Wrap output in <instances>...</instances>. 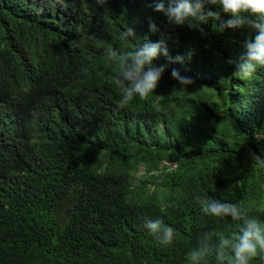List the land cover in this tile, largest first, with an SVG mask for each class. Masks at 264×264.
<instances>
[{
  "label": "trees",
  "instance_id": "1",
  "mask_svg": "<svg viewBox=\"0 0 264 264\" xmlns=\"http://www.w3.org/2000/svg\"><path fill=\"white\" fill-rule=\"evenodd\" d=\"M124 1L0 0V94L7 99L0 108L12 111L0 113V180L3 168L11 177L0 181V264H42L47 249L69 264H157L165 251L149 239L145 221L162 219L164 201L188 203L198 194L247 209L264 225V167L252 159L264 158V68L247 80L234 73L256 29L221 31L231 17L215 6L206 7L218 20L189 26L155 12L159 0ZM149 19L159 33L149 31ZM127 27L136 38L120 40ZM160 33L169 56L182 62L156 58L166 68L154 94L120 107L119 66L96 41L126 54L158 42ZM71 50L104 65L109 90L101 105L90 98L84 106L89 81L61 70ZM172 69L195 82L181 85ZM77 99L83 115L58 122ZM14 115L22 126L17 149L4 133ZM32 116L53 128L36 134ZM213 224V244L241 227L231 218ZM202 264H217L215 248Z\"/></svg>",
  "mask_w": 264,
  "mask_h": 264
},
{
  "label": "clouds",
  "instance_id": "2",
  "mask_svg": "<svg viewBox=\"0 0 264 264\" xmlns=\"http://www.w3.org/2000/svg\"><path fill=\"white\" fill-rule=\"evenodd\" d=\"M137 1L125 0L124 2L134 5ZM97 2L104 3L105 0H97ZM206 6L218 7L231 17L219 26L221 31L226 28L256 29L257 35L254 40L246 38L243 41L244 52L234 62L236 69L234 73L241 79H250L258 67L264 68V0H167V7H165L164 0H159L155 3L153 10L163 13L171 23L184 25L188 22L189 26H193V21L206 23L210 18L219 19L220 13ZM253 16L259 17V21L253 20ZM149 31L153 34L160 32L156 23L151 19H149ZM133 38L136 37L132 28L127 27L119 34L120 40ZM85 44L87 42L81 36L78 46L82 47ZM96 47L103 48L107 58L115 61L119 66L114 83L121 91L120 107L131 106L128 105L130 102L132 105L134 103L140 105V99L154 94L166 68V65L156 66L153 63L156 58L163 55L169 59L170 63L183 60L182 57L169 56L163 33H160L158 42L136 46L134 51L126 54H119L112 45L105 46L102 40L96 41ZM60 65H62L61 70L76 75L82 82L89 81L87 97L83 100L84 106H88L90 98H97V105L103 103V98L107 96L109 90L108 75L103 64L86 61L71 50L70 55L63 56ZM171 77L183 86L195 82L192 78L182 76L177 69H172ZM6 100L0 94V104L5 103ZM9 112L12 111L0 108V113ZM83 113L82 100H73L60 113L58 122L73 121V117L81 116ZM7 119L5 140L10 147L17 149L18 139L22 132L20 119L17 115ZM32 121L36 134L44 127L45 132L53 128L52 124L46 126L48 120L42 121L32 116ZM252 159L264 167V158L253 156ZM99 170L107 172L102 168ZM2 174L0 181L11 179L6 173V168L2 169ZM24 189L31 190L33 187L27 186ZM159 213L163 220L153 218L146 220L144 224L150 234L149 239L155 237L165 251L157 264H202L213 248H215L217 264H250V261L257 257L264 261V225L257 218L250 216L247 209L215 199L209 193L208 196L198 194L192 202L188 203L169 199L160 205ZM213 218H219V220L231 218L232 221L240 222L239 234L231 239L221 238L213 244L212 240L216 231ZM45 251L46 253L41 258L42 264H69L64 258L56 261L54 257H50L49 249ZM112 263L123 264L117 258H112Z\"/></svg>",
  "mask_w": 264,
  "mask_h": 264
},
{
  "label": "rangeland",
  "instance_id": "3",
  "mask_svg": "<svg viewBox=\"0 0 264 264\" xmlns=\"http://www.w3.org/2000/svg\"><path fill=\"white\" fill-rule=\"evenodd\" d=\"M141 173H143L142 168H140V169L138 170L137 174L139 175V174H141Z\"/></svg>",
  "mask_w": 264,
  "mask_h": 264
}]
</instances>
